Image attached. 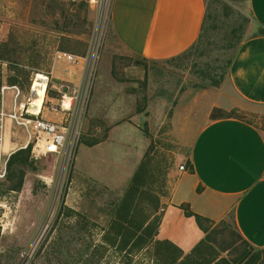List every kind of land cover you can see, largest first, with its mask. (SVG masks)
Instances as JSON below:
<instances>
[{
  "label": "rangeland",
  "instance_id": "rangeland-1",
  "mask_svg": "<svg viewBox=\"0 0 264 264\" xmlns=\"http://www.w3.org/2000/svg\"><path fill=\"white\" fill-rule=\"evenodd\" d=\"M206 2L207 18L194 46L172 60L149 62L114 53L111 9L99 23L97 10L79 0H0V43L13 33L15 61L31 74L29 83L21 88L18 104L31 100V113L40 115L46 85L38 75L49 79L46 108L60 110L63 99L69 105L72 98L76 111L79 99L81 104L83 100L81 137L73 155L30 157L20 193L8 191L13 185L7 175L11 156L1 158L0 152V170L6 173L0 178V264H170L178 256L157 253L151 243L152 231L141 228L147 217L155 214L161 219L162 209L154 212L157 199L161 203L168 196L180 167L186 172L190 168L187 138L191 134H184L182 124L174 119L176 106L185 94L220 89L238 49L229 46L232 29L244 24L243 40L256 30L246 2L227 3L230 10L221 0ZM61 54L83 60L72 63ZM2 65L8 78V63L0 62ZM68 74L78 77L77 82L52 78ZM0 96L2 108V89ZM236 103L234 109L224 112L235 111V118L264 135V105L241 99ZM45 111L56 115L57 122L63 118V113ZM8 129L27 139L25 130L16 124H9ZM111 130V140L95 147ZM144 149L150 172L144 181L147 196L126 224L117 214L131 184L123 180L136 168ZM17 175H13L14 182ZM119 225L124 227L120 236ZM210 237L222 257L234 260L260 253L259 264H264V250L244 240L232 214ZM124 243L127 248L120 250Z\"/></svg>",
  "mask_w": 264,
  "mask_h": 264
},
{
  "label": "crops",
  "instance_id": "crops-1",
  "mask_svg": "<svg viewBox=\"0 0 264 264\" xmlns=\"http://www.w3.org/2000/svg\"><path fill=\"white\" fill-rule=\"evenodd\" d=\"M224 1L246 2L256 30L236 50L220 89L185 94L176 106L174 119L182 124L184 134H191L187 138L190 168L187 172H177L178 180L170 182L169 194L162 198L163 213L156 240L170 242L185 255L206 235L194 218L185 216L182 205H188L193 213L214 223L232 214L244 240L253 248L264 250V135L237 119H211L214 109H234L237 99L264 105V36L258 33V29H264V0ZM206 14V0H113L110 11L112 49L116 55L131 59L172 60L198 41ZM0 71L2 84L8 87L6 66H0ZM76 74L78 76V72ZM64 76L52 78L78 80L73 74ZM6 91H9L7 100ZM6 91L0 111L10 113L15 93L10 89ZM54 116L43 109V119L57 122ZM9 124L15 125L11 119L6 120L1 132V158L10 157L28 145V136L25 140L18 132H10ZM112 133L113 130L95 147L107 144ZM144 155L145 149L129 178L123 180L126 185Z\"/></svg>",
  "mask_w": 264,
  "mask_h": 264
},
{
  "label": "trees",
  "instance_id": "trees-1",
  "mask_svg": "<svg viewBox=\"0 0 264 264\" xmlns=\"http://www.w3.org/2000/svg\"><path fill=\"white\" fill-rule=\"evenodd\" d=\"M221 1L223 2L222 6L226 10L227 9L230 10L227 2L224 0ZM244 22L246 21L244 20ZM259 35L264 36V29L259 30ZM244 36H245L244 24H241L233 28L231 31V38L229 45L230 48H235L237 46L239 47ZM15 45H16L15 36L13 35V33H11L7 41L0 43V62L8 63L7 67L9 69L10 75L7 79L8 81L7 83L9 87H18L21 89L24 87V85L29 83L31 74L27 72L23 67H20L21 65L19 63H16ZM1 89H2V80L0 78V95H1ZM248 104L254 106H263V105H256L251 103ZM0 109H1V96H0ZM217 114H220L221 116L218 117ZM235 114H236L235 111H232L231 113H225L221 109H214L211 115V119L212 120L237 119L234 117ZM237 120L250 124L242 119H237ZM30 157H31V146H29L27 149H21L17 151L9 158L7 162V175H8V181L13 185L8 188V191L16 192V193L21 192L25 178V170L29 166ZM148 158L149 157L147 155L144 157L143 161L141 162L139 168L137 169L131 180V184L128 188V191L126 192L125 198L119 207L120 209H117V214L118 216H120L119 219L120 222L123 221L126 224L128 223L130 224L132 218L135 215V211L137 210L135 208H137L142 203L143 197L147 196V193L144 192V183H145L144 181L147 180V177L150 173L148 171V163H147ZM16 172L18 175L16 178V182H14L13 175ZM159 207H160V200L157 199L156 207L154 209L155 213H157ZM180 208L184 211L186 217L195 219L200 230H202V232L206 235L205 239L202 242H200L188 255H185L179 248H177L170 242L156 240V237L158 236V230L161 219L155 217L154 216L155 214L152 215V217H147V219L141 224V228L145 230V232L152 231L150 233L151 243H154L157 253L160 252L165 256H169L174 253L178 254V256H176L172 261V263L170 264H259L260 263V253L254 255L243 254L238 259H234V260H229L222 257L220 251L215 249L211 245L212 243L210 240L212 231H214V229L219 226V223H214L200 215L193 213L188 205H182ZM0 217H1V209H0ZM119 227H120V232L118 233V236L122 235L121 231L124 230L122 229L124 227H121L120 225ZM138 230H140V228H138ZM134 235L135 234L133 233L132 234L133 237L137 236ZM118 244L119 247L121 242ZM122 246L123 247L120 248V250H124L125 248H127L128 243H124L122 244ZM136 248H137L136 245L133 246L132 251ZM224 252H227V249H225Z\"/></svg>",
  "mask_w": 264,
  "mask_h": 264
},
{
  "label": "built area",
  "instance_id": "built-area-1",
  "mask_svg": "<svg viewBox=\"0 0 264 264\" xmlns=\"http://www.w3.org/2000/svg\"><path fill=\"white\" fill-rule=\"evenodd\" d=\"M76 1L77 0H73V2ZM79 1L89 3V5L93 7V9L95 8L98 12L99 23H102L106 13L109 9H111L113 0ZM60 56L66 58L67 61L76 64L80 60H83L79 57L67 54H61ZM48 81L49 79L47 77L45 81H41L45 82L46 85L44 100L46 99ZM8 89L13 90L15 93L14 105L10 113H5L2 110L0 111V147L3 142L1 132L4 128L6 118H8L11 119L17 126L23 128L26 131L28 136V145L25 147V149L31 146V159L39 160L41 157L49 155L57 157L72 156L81 137V123L79 121V112L81 110V107L83 106V100L81 104V99H79V105L76 111L72 109V98H70L71 102L69 103L68 107L65 106L66 103L64 98L60 110L55 106L46 108L44 106L45 101L43 100L41 114L37 116L33 115L30 111V107L32 104L31 100H29L27 104H17V100L22 94L20 88L9 86L2 87V96ZM32 94L33 96H35V94L37 96L38 93L36 92ZM43 109H48V111L52 113H63V118L60 122H51L45 120L42 118ZM180 171H185V167H180ZM5 175V170H0V178H4Z\"/></svg>",
  "mask_w": 264,
  "mask_h": 264
},
{
  "label": "bare ground",
  "instance_id": "bare-ground-1",
  "mask_svg": "<svg viewBox=\"0 0 264 264\" xmlns=\"http://www.w3.org/2000/svg\"><path fill=\"white\" fill-rule=\"evenodd\" d=\"M37 78H42L41 79V81H45L46 80V77H44V76H42V75H38V77ZM45 84V83H44ZM33 92L32 93H34L35 91L34 90H32ZM44 94L42 95V97H43V100H44ZM43 100H42V104H43ZM69 100V99H68ZM42 104H41V107H42ZM65 106L66 107H68V101H66V104H65ZM1 168V167H0Z\"/></svg>",
  "mask_w": 264,
  "mask_h": 264
}]
</instances>
